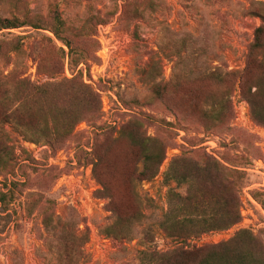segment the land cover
I'll return each mask as SVG.
<instances>
[{
	"label": "rangeland",
	"instance_id": "374dc122",
	"mask_svg": "<svg viewBox=\"0 0 264 264\" xmlns=\"http://www.w3.org/2000/svg\"><path fill=\"white\" fill-rule=\"evenodd\" d=\"M13 1L0 0V18L16 16L34 22L39 17L46 19L56 9L68 26L78 29L90 14L96 15L95 10L113 13V17L93 27L89 40L78 45L77 51L81 48L86 52L72 54L80 60L78 64L46 28L25 25L0 31V42L18 39L21 51L9 52L7 61L0 59L4 84L25 79L34 88L53 92L76 80L97 95L100 107L95 122L82 120L74 126L72 133L78 134L77 140H67L59 147H51L37 136L28 140L8 124L1 126L0 139L9 151L7 166H0V196L6 195L0 198V264H57V234L44 231L41 223L40 206L46 200L54 203V219L58 218L60 228L64 226L75 238L78 258L70 264H145L141 261L143 253L216 245L243 230L264 242V127L253 122L239 81L230 80L231 90L224 96L229 103L226 116L217 121L193 111L182 93L203 86L219 91L227 88L228 82L182 85L179 94L175 88L161 103L150 105L151 90L146 80L154 67L158 83H178L180 57L168 42L172 35L202 42L207 39L203 42L209 47L203 55L205 74L220 78L239 75L245 68L253 32L261 24L251 13L264 5V0H152L157 4L155 11L134 20L130 14L122 15L125 2L130 0H96L91 11L85 9L84 0ZM43 41L46 58L39 63L30 50ZM91 41L95 43L93 49ZM56 60L59 65L53 70ZM199 110L209 111L203 104ZM141 114L152 117L151 124L144 126L146 137L170 146L157 175L135 182L131 189V185H115L125 179L130 158L127 144L117 139L122 126ZM101 132H108V138L104 139ZM96 139L111 145L104 161L114 185L105 196L98 195L103 187L85 154L91 152ZM203 155L238 173L236 181V176L230 179L236 182L240 221L227 230L204 233L183 244L166 237L159 223L166 212L168 190L184 196L187 187L166 183L164 175L173 159L202 165ZM135 168L141 171V161ZM105 170L107 166L102 168L103 174ZM109 204L115 214L109 211ZM129 213L138 216L127 225L125 234L112 229L118 217Z\"/></svg>",
	"mask_w": 264,
	"mask_h": 264
},
{
	"label": "trees",
	"instance_id": "16d2710c",
	"mask_svg": "<svg viewBox=\"0 0 264 264\" xmlns=\"http://www.w3.org/2000/svg\"><path fill=\"white\" fill-rule=\"evenodd\" d=\"M12 1L8 0L9 3ZM18 1L22 0H15L13 3L16 4ZM93 1L96 0H84L87 11L94 9ZM156 8L157 4L152 0H130L125 2L122 15L130 14L131 20L142 19L147 12H153ZM95 11L96 15L90 14L78 29L68 26L60 12L54 9L49 12L46 19L39 17L34 22L29 19L20 20L16 16L0 18V31L17 29L25 25L36 29L46 28L67 48L68 56L72 58L73 63L78 64L80 60L73 58L72 54L75 52L86 54L81 48L79 51L76 50L78 45L81 46L89 40L93 27L106 24L113 17V13ZM251 14L257 16L261 24L253 32V41L248 48L245 68L237 76L225 74L220 78L214 73L205 74L203 55L209 47L203 42L207 39L202 42L185 36H169L168 42L171 48L176 49L180 57L178 83L175 85L158 83L155 79L157 70L152 67L146 76L151 90L150 105L161 103L174 93L175 88L179 94L182 85H191V83L218 85L228 82L227 88L219 91L205 90L203 86L196 91L186 90L182 93V97L193 111H198L203 118L219 121L226 116L225 111L228 109L229 103L224 96L227 97L231 90L230 80L232 83L233 79H237L240 92L248 102L253 122L264 127V5L261 4ZM41 22L43 25H40ZM47 42L50 40L47 39ZM91 44L93 45L91 48H95L93 41ZM39 46L30 50V55L34 60L39 59L40 63L46 58V41ZM11 51L16 54L21 52L18 39L7 43L0 42V59L9 60L7 54ZM53 63L52 68L55 70L59 62L56 60ZM135 104L138 105L137 102ZM202 104L209 111H200ZM99 109L97 95L85 84L76 80L69 81L62 90L49 92L32 87L25 79L10 86L0 79V132L1 126L8 124L28 140L33 141L32 136H37L38 140L43 138L51 147H59L67 140H77L78 134L72 133L74 126L82 120L95 122L99 118ZM131 118L122 126L117 139L125 142L130 151L129 169L125 179L115 185H131V189H134L135 182L149 181L157 175L165 159V151L170 145L163 144L159 139L146 137L144 126L146 123L151 124L152 117L141 114L140 117ZM160 122L171 127L170 123ZM100 135L107 139L109 133L101 132ZM110 146L104 140L96 139L91 152L85 153L88 154L89 162L93 164L94 176L103 187L99 196L110 194L114 185L109 177L110 168L104 161L111 150ZM8 151L9 148L0 139L1 167L8 164L6 162ZM138 161H141L142 169L136 172L135 164ZM200 161L202 165L184 158H175L169 163L164 175L166 183L173 182L187 187L184 196L168 190L166 212L159 223V228L166 237L183 244L204 233L227 230L240 221L239 201L234 187L238 173L222 167L206 155L201 156ZM106 166L108 170L103 174L102 168ZM234 176H236L235 181L230 179ZM2 197L5 198L6 195L2 194L0 198ZM53 206L54 203L49 200L40 206L41 223L44 231L57 234L58 243L55 246L57 264H70L78 258L75 238L65 232L64 226L60 228L58 218L54 219ZM108 209L115 214V208L110 204ZM137 216L135 213H129L125 217H118L119 221L112 229L125 234L128 230L127 225L135 221ZM114 236L121 235L114 234ZM142 255L141 261L145 264H264V242L243 230L230 240L216 245L199 248L180 246L164 253L151 251Z\"/></svg>",
	"mask_w": 264,
	"mask_h": 264
}]
</instances>
